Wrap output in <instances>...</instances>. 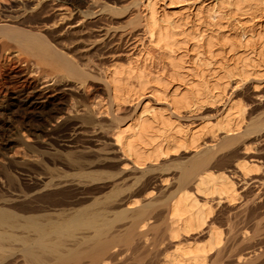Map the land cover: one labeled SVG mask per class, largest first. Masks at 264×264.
<instances>
[{
    "label": "bare ground",
    "instance_id": "obj_1",
    "mask_svg": "<svg viewBox=\"0 0 264 264\" xmlns=\"http://www.w3.org/2000/svg\"><path fill=\"white\" fill-rule=\"evenodd\" d=\"M183 1L167 0L165 6L160 7L156 0H142L140 11L146 42L139 41L134 59L126 63L110 60L103 69L112 109L136 103L131 118L123 123L118 120L114 132V144L127 159L123 163L124 167L144 168L145 161L157 160L168 154L169 150L153 153L152 150L142 152L143 148L142 151L140 147L137 149L135 140L142 137L140 134H145L141 138L143 140L146 134H162V137L164 134H180L181 140H186L187 136L189 143L182 141L184 144L181 142L180 146H187L188 149L192 147L195 151L204 147V137L211 135L212 139L206 146L215 150L216 135H231L230 132L239 131L245 120L246 108L232 97L234 89L247 79L255 81L264 75V0H210L207 4L197 0L187 5H177ZM61 6L60 2L54 11L61 12ZM40 7V15L49 10H45L43 5ZM9 9L13 10L11 7ZM2 14L0 52L10 47L8 41H11L31 57L47 58L50 65H47L48 62L43 63H47L55 72H65L79 82L91 76L73 58L55 49L52 42L43 37V33L15 23L17 16ZM150 47L158 51V66H155L154 56L149 52ZM64 75H55L53 83L59 82ZM14 76L23 78L24 83H30V78L26 77L22 69L15 71ZM51 85L32 84L28 90L23 87L24 90L11 99L43 118L46 111L58 112L59 106L63 105L65 92L72 90L70 87ZM20 95L22 99H19ZM150 98L167 102L176 118L164 115L165 110L160 106L158 109L151 106ZM221 102L222 107L217 110L215 104ZM207 105H212L216 113L201 117L199 121L194 120L195 115ZM135 134H139L137 139ZM163 138L166 140L165 135ZM146 139L144 141H148ZM244 149L245 153L250 150L247 145ZM204 156H197L190 167L182 170L183 176L197 171L195 188L193 192L181 190L171 203L172 213L168 219L173 226L169 238L177 242L172 251L163 254L164 263L206 264L210 254L220 251L224 243L223 231L213 223L209 225L207 237L202 242L188 245L178 240L190 231L201 230L212 213L210 205L203 203L200 207L195 194H216L217 202L225 200L234 205L242 197L234 178L246 182L248 177L261 170V165L249 158H242L235 162L237 171L233 175L199 171L205 162ZM50 172H43L38 178L33 177L25 190L16 189L19 193H13L11 198H0V251L4 252V264H107L105 256L109 248L107 240H103L108 225L106 214L96 207L98 204L93 206L94 203L83 196L82 186L73 188L77 192L72 196L66 184L54 181ZM7 180L8 183L12 181ZM152 193L153 190H150L144 196ZM139 204L141 198L127 200L115 217H125L139 209ZM259 205L257 210L249 214V225L241 232H232L231 240L237 256L235 264H264V203ZM144 226L143 222L138 224L140 229ZM179 231L185 235L182 236ZM130 239V231L121 238L123 241Z\"/></svg>",
    "mask_w": 264,
    "mask_h": 264
},
{
    "label": "rangeland",
    "instance_id": "obj_2",
    "mask_svg": "<svg viewBox=\"0 0 264 264\" xmlns=\"http://www.w3.org/2000/svg\"><path fill=\"white\" fill-rule=\"evenodd\" d=\"M141 1L0 0V14L3 11L4 15L17 16L15 23L43 33L55 49L73 58L80 68L91 75L86 81L79 82L65 72H55L47 66L50 65L47 58H32L8 41L10 47L0 52V198H11L13 193L25 190L33 177L38 178L46 171H51L54 181L65 183L72 196L77 192L73 188L82 186L83 196H87L93 206L98 204L96 207L106 214L108 225L103 240H107L109 248L105 256L107 264H170L163 262V254L172 251L175 243L173 239L170 241L168 233V200L185 177L182 165L193 155V152H186L180 157L168 158L144 168L124 167L127 159L114 144L118 120L120 123L128 121L136 103L112 109L103 69L110 60L126 63L134 59L139 43L146 42L143 38ZM156 1L158 6L163 7L167 0ZM195 1L184 0L177 5ZM202 1L204 4L210 2ZM60 2L61 12L54 11ZM40 5L50 12L40 15ZM0 18L3 19L2 16ZM149 52L154 56L155 66H158V51L150 47ZM21 69L31 79L30 83L14 76L15 71ZM62 74H65L64 77L53 83L54 76L62 77ZM31 83L36 86L52 83L54 87H70L72 90L65 92L58 112L46 111L44 117L39 118L35 112L22 105L20 107L17 101L11 99L21 93L23 87L28 90ZM232 97L246 108L243 126L237 132H230V136H224L225 133L216 135L215 150L203 145L210 153L207 162L213 163L214 170L224 165L230 170L228 174L233 175L237 171L234 164L239 160L235 159L243 156L261 165V170L248 177L246 182L235 177L242 197L234 205L222 202L216 206L212 222L223 231L224 243L220 251L209 255L206 264H235L237 256L231 240L232 232H241L247 227L249 214L264 203V75L255 81L247 79L242 82L234 89ZM222 104H215L217 110ZM211 106L207 105L197 113L194 120L215 114L217 110ZM246 145L250 148L247 153L244 149ZM7 179L12 180L11 183ZM10 184V189L14 188V191L8 188ZM185 186L191 188L192 180ZM150 190H153L152 195L145 197ZM134 197L141 198L139 209L123 218H116V212ZM140 222L145 223L142 230L138 227ZM129 231L131 239L121 240ZM204 237L205 233H201L180 240L191 245L203 241ZM3 258L4 252L0 251V264H4Z\"/></svg>",
    "mask_w": 264,
    "mask_h": 264
},
{
    "label": "crops",
    "instance_id": "obj_3",
    "mask_svg": "<svg viewBox=\"0 0 264 264\" xmlns=\"http://www.w3.org/2000/svg\"><path fill=\"white\" fill-rule=\"evenodd\" d=\"M154 100H156V99H154V98H151V99H149V102H150V105L151 106H153V107H156L157 109L159 108V106L163 109V110H165V112H163V114L164 115H167L168 117L169 116H171L170 118L172 119H175L176 117H174V112L172 113L171 111V109L170 108H168L170 105H168L167 104V102H165V103H163V101L162 102H157V101H159V100H157V101H154ZM161 101V100H160ZM161 103V104H160ZM163 106H164V108H166V109H164L163 108ZM161 109V111H163ZM169 109V110H168ZM166 110H167V112H166ZM162 113V112H161ZM171 115H170V114ZM159 114V113H158ZM176 116V115H175ZM178 120H180V118H177ZM139 134H135V138L137 139V137L136 136H138ZM140 135H142V137L141 138H144L145 136V134L143 135V134H140ZM164 135H165V139L166 140H163L164 138ZM163 135V137H162V134H146V140H148V141H144L143 139H141L140 137H138V139L139 140H135V142L137 143H134V140H133V143H134V146H135V144H136V147H137V149L139 148V150L141 149V151H142V148H143V151L142 152H144V151H151V152H153V153H155L156 151H157V153H160V152H165V151H168L167 153V156H164L163 155V157H159V159H157V160H153V161H145L146 163V165L145 166H150V165H154V164H156V163H158V162H161V161H163V160H166V159H168V158H172V157H180L182 154H184V153H186V152H193V155L190 157V159L188 160V162L187 163H185V164H183L182 165V167H181V170H183V168H188V167H190V164H192V161L194 162L195 161V159H196V157L197 156H201V155H205L204 157H205V162L203 161V167L201 168V170L199 169V171H211V172H213V173H216V174H218V173H224V174H226V175H229L228 173H229V171L230 170H228L227 168H226V166H224V165H221V166H219L218 168H217V170H214V169H212V166H213V163H210V162H207V160H208V156H209V150L208 149H206V148H204V147H202V148H199L198 150H194V149H192V147H190L189 149H188V147L186 146H180V143L182 142V141H184V143H186V142H188L189 143V137H187L186 136V140H181V138L179 137L180 136V134H164ZM221 135V134H220ZM224 136H228L227 134H223ZM144 136V137H143ZM151 136V137H150ZM166 136H167V138H166ZM170 136H172V137H170ZM174 136V137H173ZM230 136V135H229ZM160 137V138H159ZM154 138H156L155 140H154ZM161 138H163V139H161ZM171 138H174V139H171ZM205 139H204V141H203V143L202 144H207L208 143V141L212 138L211 137V135H206L205 137H204ZM150 139V140H149ZM158 139V140H157ZM171 139V140H170ZM154 140V141H153ZM160 140V141H159ZM174 140V141H173ZM138 141H144L143 143L142 142H138ZM171 141V142H170ZM172 141H173V143H172ZM145 142H147L148 143V145L146 146L145 144H147V143H145ZM154 144H153V143ZM161 142V143H160ZM178 142V143H177ZM183 143V142H182ZM183 143V144H184ZM187 143V144H188ZM140 144H142V145H140ZM138 145V146H137ZM143 145H144V147H143ZM169 145V146H168ZM147 148V149H150V150H147V149H144V148ZM156 148V149H155ZM167 148V149H166ZM175 149V150H174ZM158 150H160V152L158 151ZM165 150V151H164ZM150 152V153H151ZM243 153H244V150H243ZM243 157V156H242ZM242 157H240L241 159H242ZM240 158H236L235 160H237V159H240ZM235 160H233V164H234V162H235ZM197 172V171H196ZM196 172H194V171H192L188 176H185L184 177V179H182V181L180 180V178H179V180H180V186L174 191V192H176L177 190V192L176 193H172L171 194V196L169 197V200H168V216H170V213H172L171 212V210H172V201H174V198H175V196H176V194L178 193V192H180L181 190H186V191H190V192H193L194 191V188H195V182H196ZM200 173V172H199ZM180 177H181V174H180ZM190 180H192V187L191 188H188V187H186L185 186V184H186V182H188V181H190ZM218 196L216 195V194H214V195H208V196H206V195H204V194H201V193H196L195 194V199H196V201L198 202V204L200 205H202L203 203H206L207 205H210L211 206V214H210V216L208 217V219H207V224L206 225H204L203 226V228L201 229V230H194V231H190V232H188V235H185V233H182V232H180L181 234H182V236H184L185 235V237H181V238H179L178 240L179 241H182V240H180V239H182V238H187V237H190L191 235H198V234H201V233H205V239H206V237H207V229H208V227H209V225L210 224H212L213 222H212V220H213V218H214V216L216 215V213H215V209H216V206H218L219 205V203L221 204L222 202H226L225 200H221V202H217V200H218V198H217ZM201 205H200V207H201ZM203 206V205H202ZM170 207H171V209H170ZM170 219H169V229L170 228H172V226H173V224L171 223L170 224ZM214 224V223H213ZM177 225V224H176ZM217 226V225H216ZM170 231V230H169ZM169 233V232H168ZM203 238V241L205 240ZM177 241L175 240V243H176ZM182 242H184V243H187L188 241H182ZM190 242H193V241H190ZM202 242V241H201ZM174 243V244H175Z\"/></svg>",
    "mask_w": 264,
    "mask_h": 264
}]
</instances>
